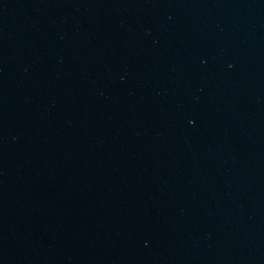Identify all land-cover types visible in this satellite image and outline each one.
Returning <instances> with one entry per match:
<instances>
[{
    "label": "water",
    "instance_id": "obj_1",
    "mask_svg": "<svg viewBox=\"0 0 264 264\" xmlns=\"http://www.w3.org/2000/svg\"><path fill=\"white\" fill-rule=\"evenodd\" d=\"M0 264H264V0H0Z\"/></svg>",
    "mask_w": 264,
    "mask_h": 264
}]
</instances>
